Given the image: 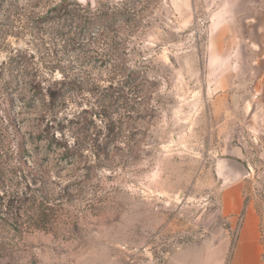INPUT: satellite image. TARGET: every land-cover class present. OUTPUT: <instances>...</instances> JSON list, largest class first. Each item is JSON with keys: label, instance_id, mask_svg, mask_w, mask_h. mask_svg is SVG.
Returning <instances> with one entry per match:
<instances>
[{"label": "rangeland", "instance_id": "obj_1", "mask_svg": "<svg viewBox=\"0 0 264 264\" xmlns=\"http://www.w3.org/2000/svg\"><path fill=\"white\" fill-rule=\"evenodd\" d=\"M51 1L0 0L2 137L54 209L43 230L0 222V264H227L248 212L264 250L263 0H76L132 15L92 38L39 24Z\"/></svg>", "mask_w": 264, "mask_h": 264}, {"label": "trees", "instance_id": "obj_2", "mask_svg": "<svg viewBox=\"0 0 264 264\" xmlns=\"http://www.w3.org/2000/svg\"><path fill=\"white\" fill-rule=\"evenodd\" d=\"M132 15L122 7L100 2L97 7L83 6L76 0H52L45 13L39 17V24L51 26L50 29L59 28V36L68 34V29L77 26L80 37L92 38L95 35H104L108 30L117 28L122 23H129ZM57 81L53 84H61ZM48 85L46 95L54 101L55 86ZM111 87V86H110ZM54 91V92H53ZM117 92V91H116ZM61 93H59L60 96ZM3 119L7 125L14 124V118L4 112ZM0 128V222L12 221L18 223L16 229L22 231L26 226L22 221L27 220L33 229L43 230L49 212L54 209L50 201L44 197L49 193V177L38 166L30 164L24 159L25 147L22 141L16 142V149L9 157L7 142L2 137ZM64 152L73 156V147L66 143H58ZM101 146V147H100ZM104 145H96L95 156L100 161L107 158L98 152Z\"/></svg>", "mask_w": 264, "mask_h": 264}, {"label": "crops", "instance_id": "obj_3", "mask_svg": "<svg viewBox=\"0 0 264 264\" xmlns=\"http://www.w3.org/2000/svg\"><path fill=\"white\" fill-rule=\"evenodd\" d=\"M261 15L264 20V6L261 9ZM262 30L264 35V26ZM261 84L264 97V60L261 70ZM231 189L233 191L231 197L223 194L221 209L225 214L237 215L242 207L240 188L235 185ZM263 252L257 218L252 212H248L245 214L244 222L238 231L237 238L227 259V264H263Z\"/></svg>", "mask_w": 264, "mask_h": 264}, {"label": "water", "instance_id": "obj_4", "mask_svg": "<svg viewBox=\"0 0 264 264\" xmlns=\"http://www.w3.org/2000/svg\"><path fill=\"white\" fill-rule=\"evenodd\" d=\"M224 161L226 165L228 166L230 175L233 178H240V177H244L247 175L248 171L246 167L240 162H238L237 160L231 159V158H225Z\"/></svg>", "mask_w": 264, "mask_h": 264}]
</instances>
